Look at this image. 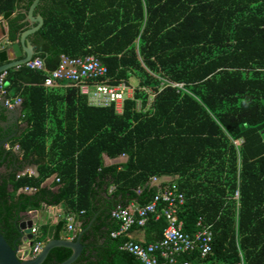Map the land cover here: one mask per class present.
Listing matches in <instances>:
<instances>
[{
	"label": "trees",
	"instance_id": "1",
	"mask_svg": "<svg viewBox=\"0 0 264 264\" xmlns=\"http://www.w3.org/2000/svg\"><path fill=\"white\" fill-rule=\"evenodd\" d=\"M34 1L0 0V20L13 14L10 43L31 27L24 20ZM35 15L44 24L29 41L44 71L13 69L6 81L7 97L22 100L27 129L2 127L0 108V142L16 135L0 149V233L8 244L19 238L22 213L61 205L66 215L84 212L86 249L74 264H142L122 250L127 237H111L119 230L111 213L146 205L157 191L152 179L171 178L186 199L184 232L194 234L199 219L212 226L205 264H264V0H40ZM62 56L96 57L112 83L136 77L134 99L119 114L90 106L76 88H44ZM143 89L155 94L150 106ZM105 156L128 159L106 167ZM26 164L38 176L20 174ZM102 189L109 196L100 212ZM65 227L41 226L36 241L62 239ZM146 227L155 243L167 221ZM71 256L55 248L43 264ZM182 261L198 264L199 255Z\"/></svg>",
	"mask_w": 264,
	"mask_h": 264
},
{
	"label": "built area",
	"instance_id": "2",
	"mask_svg": "<svg viewBox=\"0 0 264 264\" xmlns=\"http://www.w3.org/2000/svg\"><path fill=\"white\" fill-rule=\"evenodd\" d=\"M25 67L30 70L44 71V63L40 59H33L20 69ZM8 72L0 74V100L6 97L5 106L9 109L22 104L20 98H8L7 77ZM173 88L183 89L181 84H172ZM46 89H60L73 87L79 90L80 94L87 97L88 104L98 108H109L115 106L117 113L121 114L126 100H133L136 88L131 87L127 82L121 81L112 83L108 77V69L94 56L86 58L61 57L58 68L47 74L43 83ZM144 90V89H143ZM150 95L148 106L151 105L155 94L151 90H144ZM142 103L137 102V110H141ZM5 147L9 149V145ZM14 150H18L15 147ZM125 157V156H122ZM160 179L153 178L152 182ZM162 182L156 187V194L152 200L142 206L137 202H130L126 206H118L112 211L111 217L118 222L119 230L111 234L113 239L125 236L128 241L122 246V250L134 256L142 264H193L190 261L180 262L183 256L199 255L198 264H205V261L213 253L214 236L212 226L203 219H199L197 230L194 234L185 233L183 221L180 214L186 205V199L174 182ZM114 191V190H111ZM25 192H31L26 188ZM239 199V193L235 195ZM69 213L59 217V222L64 221L66 227L65 236L62 239L74 241L77 238V221L80 215ZM164 218L167 227L163 232L160 241L151 244H142L130 237L131 231L136 228H144L153 220L155 222ZM33 245L30 248L29 257L34 259L43 249L44 243L36 241L39 229L36 225L32 228Z\"/></svg>",
	"mask_w": 264,
	"mask_h": 264
},
{
	"label": "water",
	"instance_id": "3",
	"mask_svg": "<svg viewBox=\"0 0 264 264\" xmlns=\"http://www.w3.org/2000/svg\"><path fill=\"white\" fill-rule=\"evenodd\" d=\"M39 2L40 0H35L28 11L24 23H29L31 27L20 35L19 41L10 43L8 34L6 33H4L3 37L0 39V74L23 66L34 59L35 51L29 41V37L39 31L44 24L43 18L35 15V10ZM12 16L13 14L11 12L5 13L2 18V22L7 23ZM1 27L4 30V26L2 25ZM5 100L6 97L0 100V108L4 110L7 120L2 124V127L7 128L10 127L12 123H18L16 118L22 117L23 107L22 104H19L15 106V108L9 109L5 106ZM14 137H16V135L12 134L2 140L0 142V149L8 144ZM31 167L35 175H37L38 173L36 172V167L34 165ZM20 174H27L25 167L21 169ZM161 183V180L153 182L152 187L156 188ZM36 217V211L22 213L20 215V222L17 224L19 238L13 247L8 244L3 235L0 233V264H43L50 252L55 248H65L71 250L72 256L62 264H74L85 250L84 245L81 243V237L86 230L80 232L74 241H68L65 239L48 241L44 245L42 251L34 259H32L29 257V250L33 245L32 228L37 225Z\"/></svg>",
	"mask_w": 264,
	"mask_h": 264
},
{
	"label": "crops",
	"instance_id": "4",
	"mask_svg": "<svg viewBox=\"0 0 264 264\" xmlns=\"http://www.w3.org/2000/svg\"><path fill=\"white\" fill-rule=\"evenodd\" d=\"M39 16V15H36ZM4 26V30L2 29L1 26ZM4 33L8 34V26L7 23H3L2 20H0V39L3 37ZM65 88V87H64ZM67 88V87H66ZM63 89V88H60ZM17 117V116H16ZM18 123H12L10 127H18L19 129H17V132L19 131L18 134L23 133L26 129H27V123H25L23 121V115L22 117H18L16 118ZM127 157H120L116 160H112L110 158H108L107 156L104 157V164L106 167L109 166H113V165H120V164H124L127 161ZM30 166V167H29ZM33 165L31 164H26L24 167L26 168V172L29 175H33V176H38L35 175V173L33 172L32 167ZM36 167V172L38 173V168ZM174 179L171 178H164L163 180H161L162 182H173ZM56 181V177L53 176L51 179H49L45 184L44 187H51L53 185V183ZM153 183V182H152ZM114 187H110L109 189V194H111L114 190ZM56 190V188H55ZM109 194H106L105 191L102 189V191H100V194L98 196V208L100 210V212H102L105 209V202L108 201V196ZM37 212V225L36 227L38 229H40L41 226L44 225H56L59 222L58 216L59 217H63L66 215V210L63 206H57V207H51V206H46L45 207V211L42 213L41 211H36ZM81 223L79 222V220L77 221L76 227H77V235L83 231L82 227H81ZM65 236V233L63 234V237ZM155 234L154 233H149L148 228L144 227V228H134L131 233H130V237L138 242V243H142V244H151L153 243V238H154ZM62 237V238H63ZM99 246L101 244H98ZM97 246V244H96ZM85 247V246H84ZM86 249V248H85ZM84 252V251H83Z\"/></svg>",
	"mask_w": 264,
	"mask_h": 264
},
{
	"label": "rangeland",
	"instance_id": "5",
	"mask_svg": "<svg viewBox=\"0 0 264 264\" xmlns=\"http://www.w3.org/2000/svg\"><path fill=\"white\" fill-rule=\"evenodd\" d=\"M138 82H139V81H138V79H136V77H135V78H131V79L129 80V85H130L131 87L136 88V87H138V84H139ZM44 211H45V208L41 210L42 213H43Z\"/></svg>",
	"mask_w": 264,
	"mask_h": 264
},
{
	"label": "flooded vegetation",
	"instance_id": "6",
	"mask_svg": "<svg viewBox=\"0 0 264 264\" xmlns=\"http://www.w3.org/2000/svg\"><path fill=\"white\" fill-rule=\"evenodd\" d=\"M2 20V19H1ZM6 129V128H5Z\"/></svg>",
	"mask_w": 264,
	"mask_h": 264
}]
</instances>
